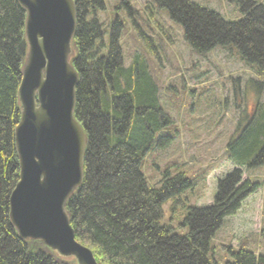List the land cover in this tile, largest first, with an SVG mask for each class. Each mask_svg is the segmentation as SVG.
I'll return each mask as SVG.
<instances>
[{"label":"trees","instance_id":"trees-1","mask_svg":"<svg viewBox=\"0 0 264 264\" xmlns=\"http://www.w3.org/2000/svg\"><path fill=\"white\" fill-rule=\"evenodd\" d=\"M73 1L72 64L79 77L74 115L87 136L83 182L66 204L76 239L99 264H216L210 246L215 231L259 186L243 180L240 166L264 164V106L259 118L229 144L237 167L218 179L213 203L189 206L181 223L187 232L175 233L161 224L162 204L172 199L171 209L183 206L181 195L192 183L184 173L171 175L167 169L160 187L152 188L141 171L144 153L157 139L161 143L157 134L171 124L157 86L140 56L123 66L117 17L103 51V28L96 16L103 1ZM155 1L182 27L193 51L206 54L233 43L246 64L264 70V0H225L240 13L231 21L191 0ZM24 22L25 10L17 0H0V264H74L40 241L21 239L9 220V198L19 179L14 128L20 118ZM226 249L232 260L225 264H264L263 255Z\"/></svg>","mask_w":264,"mask_h":264},{"label":"rangeland","instance_id":"rangeland-1","mask_svg":"<svg viewBox=\"0 0 264 264\" xmlns=\"http://www.w3.org/2000/svg\"><path fill=\"white\" fill-rule=\"evenodd\" d=\"M102 1L104 8L96 16L103 28V51L110 23L117 17L122 22L123 66L141 57L157 86L159 104L171 121L156 136L162 137L161 143L157 139L144 153L141 171L152 188L160 187L167 169L171 175L182 172L190 180L192 186L181 195L183 206L171 209L172 199L162 204L161 224L185 234L187 228L181 223L188 207L212 204L218 179L237 167L229 144L259 118L264 106V70L246 64L233 43L216 46L206 54L193 51L183 38L182 27L155 0ZM191 1L226 20L240 17L236 5L225 0ZM240 168L243 180L259 186L215 231L210 246L216 264L232 260L228 247L264 256V164Z\"/></svg>","mask_w":264,"mask_h":264},{"label":"water","instance_id":"water-1","mask_svg":"<svg viewBox=\"0 0 264 264\" xmlns=\"http://www.w3.org/2000/svg\"><path fill=\"white\" fill-rule=\"evenodd\" d=\"M25 10L26 49L14 128L19 179L9 220L23 240H37L74 264H99L79 242L66 211L81 186L87 136L74 115L78 73L72 64L73 0H17Z\"/></svg>","mask_w":264,"mask_h":264}]
</instances>
